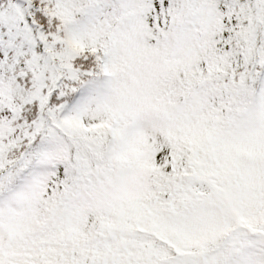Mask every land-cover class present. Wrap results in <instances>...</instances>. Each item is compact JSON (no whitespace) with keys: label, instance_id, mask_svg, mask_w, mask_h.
Segmentation results:
<instances>
[{"label":"snow or ice","instance_id":"obj_1","mask_svg":"<svg viewBox=\"0 0 264 264\" xmlns=\"http://www.w3.org/2000/svg\"><path fill=\"white\" fill-rule=\"evenodd\" d=\"M0 264H264V0H0Z\"/></svg>","mask_w":264,"mask_h":264}]
</instances>
